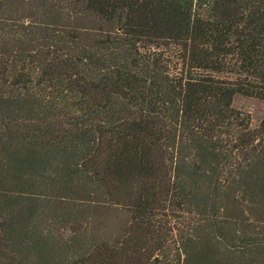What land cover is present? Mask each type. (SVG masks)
<instances>
[{
  "label": "trees",
  "instance_id": "trees-1",
  "mask_svg": "<svg viewBox=\"0 0 264 264\" xmlns=\"http://www.w3.org/2000/svg\"><path fill=\"white\" fill-rule=\"evenodd\" d=\"M264 0H0V264H264Z\"/></svg>",
  "mask_w": 264,
  "mask_h": 264
},
{
  "label": "rangeland",
  "instance_id": "rangeland-1",
  "mask_svg": "<svg viewBox=\"0 0 264 264\" xmlns=\"http://www.w3.org/2000/svg\"><path fill=\"white\" fill-rule=\"evenodd\" d=\"M234 104L250 114L253 126H257L264 119V100L256 97L236 95Z\"/></svg>",
  "mask_w": 264,
  "mask_h": 264
}]
</instances>
